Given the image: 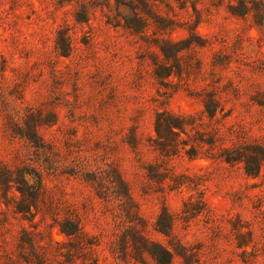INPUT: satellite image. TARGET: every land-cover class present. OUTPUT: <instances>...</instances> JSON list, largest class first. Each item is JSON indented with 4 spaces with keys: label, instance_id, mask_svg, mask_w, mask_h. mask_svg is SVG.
I'll return each instance as SVG.
<instances>
[{
    "label": "rangeland",
    "instance_id": "374dc122",
    "mask_svg": "<svg viewBox=\"0 0 264 264\" xmlns=\"http://www.w3.org/2000/svg\"><path fill=\"white\" fill-rule=\"evenodd\" d=\"M0 264H264V0H0Z\"/></svg>",
    "mask_w": 264,
    "mask_h": 264
},
{
    "label": "trees",
    "instance_id": "16d2710c",
    "mask_svg": "<svg viewBox=\"0 0 264 264\" xmlns=\"http://www.w3.org/2000/svg\"><path fill=\"white\" fill-rule=\"evenodd\" d=\"M246 170L249 174H254V175L258 174V172H259V169H257V167H256V169L255 168L253 169V168L249 167L248 165L246 166ZM162 230L164 232H167V229H162ZM155 254H158V253H155ZM166 254H168V259H166V262H169L170 259L172 258V253L170 251H166Z\"/></svg>",
    "mask_w": 264,
    "mask_h": 264
}]
</instances>
